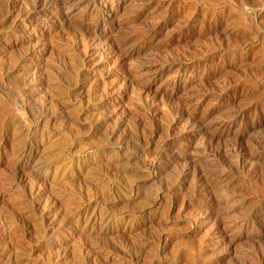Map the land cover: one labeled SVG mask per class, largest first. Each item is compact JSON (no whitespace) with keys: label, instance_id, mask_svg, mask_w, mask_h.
I'll return each mask as SVG.
<instances>
[{"label":"rangeland","instance_id":"obj_1","mask_svg":"<svg viewBox=\"0 0 264 264\" xmlns=\"http://www.w3.org/2000/svg\"><path fill=\"white\" fill-rule=\"evenodd\" d=\"M0 264H264V0H0Z\"/></svg>","mask_w":264,"mask_h":264},{"label":"bare ground","instance_id":"obj_2","mask_svg":"<svg viewBox=\"0 0 264 264\" xmlns=\"http://www.w3.org/2000/svg\"><path fill=\"white\" fill-rule=\"evenodd\" d=\"M53 1V0H52ZM46 3V2H45ZM36 4V3H35ZM44 5V4H43ZM47 7V6H46ZM37 8V7H36ZM44 8V7H43ZM62 16V15H61ZM87 30V29H86ZM90 33V32H89ZM88 36V35H87Z\"/></svg>","mask_w":264,"mask_h":264}]
</instances>
